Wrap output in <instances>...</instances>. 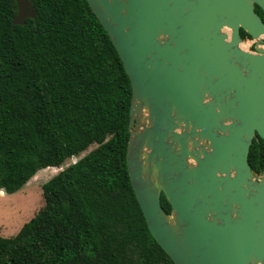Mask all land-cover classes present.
Segmentation results:
<instances>
[{
    "label": "water",
    "instance_id": "water-1",
    "mask_svg": "<svg viewBox=\"0 0 264 264\" xmlns=\"http://www.w3.org/2000/svg\"><path fill=\"white\" fill-rule=\"evenodd\" d=\"M86 2L130 82L126 170L154 241L173 264H264V0ZM15 3L13 25L36 20Z\"/></svg>",
    "mask_w": 264,
    "mask_h": 264
},
{
    "label": "trees",
    "instance_id": "trees-1",
    "mask_svg": "<svg viewBox=\"0 0 264 264\" xmlns=\"http://www.w3.org/2000/svg\"><path fill=\"white\" fill-rule=\"evenodd\" d=\"M29 1L36 20L18 26L15 0H0V193L77 160L42 185L38 213L0 237V264H173L130 185L131 87L108 35L86 0ZM248 164L264 171L258 137Z\"/></svg>",
    "mask_w": 264,
    "mask_h": 264
},
{
    "label": "rangeland",
    "instance_id": "rangeland-1",
    "mask_svg": "<svg viewBox=\"0 0 264 264\" xmlns=\"http://www.w3.org/2000/svg\"><path fill=\"white\" fill-rule=\"evenodd\" d=\"M261 40L264 41V37ZM253 43V41L245 38L241 48L246 50ZM253 48L250 50L253 51ZM76 160L77 158L68 159L61 168L49 167L37 171L20 190L14 193H0V237H14L22 226L38 213L44 204L42 185L48 182L60 169Z\"/></svg>",
    "mask_w": 264,
    "mask_h": 264
},
{
    "label": "flooded vegetation",
    "instance_id": "flooded-vegetation-1",
    "mask_svg": "<svg viewBox=\"0 0 264 264\" xmlns=\"http://www.w3.org/2000/svg\"><path fill=\"white\" fill-rule=\"evenodd\" d=\"M248 40H250L249 38H247ZM253 48V44L250 45V48L249 49H252Z\"/></svg>",
    "mask_w": 264,
    "mask_h": 264
}]
</instances>
